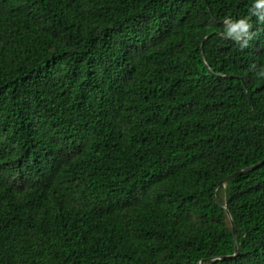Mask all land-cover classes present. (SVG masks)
Returning <instances> with one entry per match:
<instances>
[{"label":"trees","instance_id":"obj_1","mask_svg":"<svg viewBox=\"0 0 264 264\" xmlns=\"http://www.w3.org/2000/svg\"><path fill=\"white\" fill-rule=\"evenodd\" d=\"M251 3L0 0V264H264Z\"/></svg>","mask_w":264,"mask_h":264},{"label":"clouds","instance_id":"obj_2","mask_svg":"<svg viewBox=\"0 0 264 264\" xmlns=\"http://www.w3.org/2000/svg\"><path fill=\"white\" fill-rule=\"evenodd\" d=\"M252 17L260 25H264V0H252L248 8V15L236 19L227 17L223 20V28L217 35L223 40H231L239 45L241 49L247 48L258 32L254 30ZM255 67V66H254ZM260 78H264V66L256 72Z\"/></svg>","mask_w":264,"mask_h":264},{"label":"water","instance_id":"obj_3","mask_svg":"<svg viewBox=\"0 0 264 264\" xmlns=\"http://www.w3.org/2000/svg\"><path fill=\"white\" fill-rule=\"evenodd\" d=\"M238 172H236L235 174H237ZM233 174V175H235ZM233 175H231L230 177H228L226 180H229ZM234 233H236V230L234 231Z\"/></svg>","mask_w":264,"mask_h":264}]
</instances>
